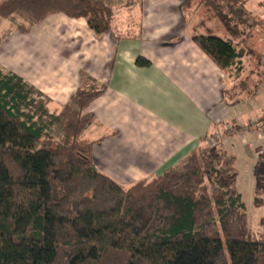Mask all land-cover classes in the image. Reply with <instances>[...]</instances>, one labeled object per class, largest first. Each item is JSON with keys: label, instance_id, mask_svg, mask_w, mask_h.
<instances>
[{"label": "trees", "instance_id": "16d2710c", "mask_svg": "<svg viewBox=\"0 0 264 264\" xmlns=\"http://www.w3.org/2000/svg\"><path fill=\"white\" fill-rule=\"evenodd\" d=\"M234 2L249 18L245 0ZM205 5L193 6L198 18L191 39L225 74L236 69L238 81L226 95L245 103L264 85L255 71L259 59L238 78L241 59L256 57L249 31H238L217 6L207 8L213 17L200 16ZM59 13L85 19L97 37L135 35V28L114 24L115 11L103 1L0 0V20L25 35ZM137 65L148 63L138 59ZM104 91L82 75L69 103L48 114L63 132L56 139L41 119L46 110L30 111L33 95L43 96L0 68V264H264V234L256 236L248 225L236 157L225 150H194L180 171L170 168L128 187L95 169L91 151L101 140L83 136L94 123L88 107Z\"/></svg>", "mask_w": 264, "mask_h": 264}, {"label": "crops", "instance_id": "0c3cea01", "mask_svg": "<svg viewBox=\"0 0 264 264\" xmlns=\"http://www.w3.org/2000/svg\"><path fill=\"white\" fill-rule=\"evenodd\" d=\"M117 1L121 4L115 16L125 11L138 17L133 36L115 39L108 32L97 37L85 19L59 13L46 17L29 34L12 29L0 40V68L39 92L55 111L69 103L82 75L105 87L88 107L94 123L83 136L101 140L91 151L99 173L122 187L158 177L179 167L211 134L264 117V97L254 107L245 106L264 85L245 103L228 99L226 92L238 80L226 78L192 41L197 15L192 13V23L191 2ZM126 1L140 5L129 10ZM252 2L245 0L244 8L250 19L257 14L255 24L262 25L261 31L250 25L248 33L257 31L264 38V0L246 8ZM256 8L263 9L261 17ZM260 48H251L256 57H243L241 63L246 59L257 66L259 59L262 69ZM138 59L148 65L138 66ZM243 75L244 70L240 78ZM259 146L255 134L232 132L223 141L225 152L236 157L235 165L249 162L252 170L264 163Z\"/></svg>", "mask_w": 264, "mask_h": 264}, {"label": "rangeland", "instance_id": "374dc122", "mask_svg": "<svg viewBox=\"0 0 264 264\" xmlns=\"http://www.w3.org/2000/svg\"><path fill=\"white\" fill-rule=\"evenodd\" d=\"M98 1L105 2L106 4L112 6L113 9H116V7L119 4H121V1H117V0H98ZM183 1L184 2H187V1L191 2L190 4H192L191 5V7H192V6H194L195 3L201 2L202 0H183ZM238 1H240V0H238ZM256 2H257V0H253V2L251 4H248L246 6V8L256 7ZM205 3H208L209 5L214 6V7L217 6L219 9H221L220 12L225 16V18H231L232 20H235V24L233 23V25H236L237 26L236 29L240 32H245V34H246L248 30H252V29H250V25H254L257 30L261 29V25H262L261 23H259V24L254 23L256 21L254 18L255 17L259 18V16L257 14H253L251 16L252 18L250 19L247 17V14L246 15L241 14L240 13V6L235 5L234 0H205ZM208 6L207 5L203 6V9L201 10L200 16L205 17V18L213 17V15H214L213 11H211V10H210V12L207 11ZM193 8H191L190 12H189L191 14V17L193 18L192 23H194V21H195V18L192 16ZM114 11H116V10H114ZM257 12L261 17L263 9L258 8ZM245 19H246V22L243 23L244 22L243 20H245ZM137 20H138V17L135 14H130V13L128 14L125 11H119L116 13V16H115V23H116L117 27H119L121 29H127V28H131V27L133 28L134 23L137 22ZM252 20H254V22ZM192 23H191V25H192ZM13 28H14V25L12 23H10L8 20H6V19L0 20V40L2 39V37L5 35V33L7 31L12 30ZM220 33L224 34L223 31H220ZM249 34H250V42L248 41L247 45L253 49H256V47L260 48L262 45L263 49L260 48L257 50H258L259 54L264 53V41H261V39H264V38H262L260 36L258 37L257 31L256 32L252 31ZM245 60H243L244 65L242 64V70H244L243 76H247V74H246L247 71L256 66L254 64L255 62L253 60H252V62H254V63L248 62V64H247V61H245ZM262 63H264V59L262 60ZM255 71L258 72L259 74L264 75V73H263L264 67L262 69L256 68ZM225 76L228 79L234 78L236 76V69L232 68L231 70L228 71V74H225ZM239 77H240V75L238 76V78ZM257 79H258V77L255 76L252 79H250V82H252V81L256 82L255 80H257ZM239 80L243 81V79H241V78ZM230 86H231V84L229 85V87ZM260 88H261L260 90H262V91H260L258 93V95L256 96V98L254 100L245 104V106H247V107L253 106L254 107L256 101H259V100H261L262 97H264V86H262ZM33 98H36L35 100L37 103H36V106L34 108L30 109V111L35 113L38 106L43 107L44 110H46L47 114H46V116L42 115L41 119H42L43 123L48 126V133L56 139L62 138L63 132L61 131L60 126L56 122H54L52 119H50L49 115H48V114L55 115L56 113H58V111L57 110L55 111V109H52V107L49 108L47 106L45 99H42V100L38 99L39 97L37 98L35 95H33ZM38 115H40V112L38 113ZM239 131L240 130L238 128H233V127L232 128L231 127L224 128L221 131L208 136L205 139L203 145L201 147L197 148L196 150L201 151V152L209 150L211 152L219 153L220 151L224 150L223 141L225 138H227L229 136V133L234 132V133L238 134ZM238 135L242 136V137L245 136V134H243V135L238 134ZM84 138H86V137H84ZM258 155H259V158L264 161V154H258ZM183 164L184 163H182L179 167H177L176 170L180 171L183 167ZM251 164L249 162L248 163L246 162V163L235 165V168H236L237 173H238V181H237L236 187L238 189V192L241 194L242 203L245 206V214H246L248 225H249L250 229L252 230V232L256 236H259V235L264 234V163L259 162L257 168L255 167L256 166L255 165L254 166L255 169H253V170L251 168Z\"/></svg>", "mask_w": 264, "mask_h": 264}, {"label": "built area", "instance_id": "2783aa9c", "mask_svg": "<svg viewBox=\"0 0 264 264\" xmlns=\"http://www.w3.org/2000/svg\"><path fill=\"white\" fill-rule=\"evenodd\" d=\"M238 134H255L259 143V154H264V117L258 121H250L245 127H238ZM232 132L229 133L231 135ZM237 134V133H234Z\"/></svg>", "mask_w": 264, "mask_h": 264}]
</instances>
